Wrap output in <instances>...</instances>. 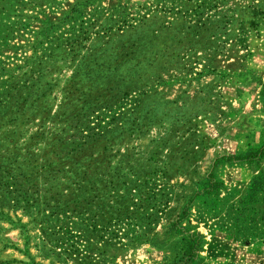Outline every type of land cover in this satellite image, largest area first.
<instances>
[{
    "label": "rangeland",
    "instance_id": "374dc122",
    "mask_svg": "<svg viewBox=\"0 0 264 264\" xmlns=\"http://www.w3.org/2000/svg\"><path fill=\"white\" fill-rule=\"evenodd\" d=\"M244 242L264 264V0H0V264Z\"/></svg>",
    "mask_w": 264,
    "mask_h": 264
},
{
    "label": "crops",
    "instance_id": "0c3cea01",
    "mask_svg": "<svg viewBox=\"0 0 264 264\" xmlns=\"http://www.w3.org/2000/svg\"><path fill=\"white\" fill-rule=\"evenodd\" d=\"M175 50V49H174ZM174 54H178L174 51ZM225 247H228L229 244L224 245ZM259 245L244 242L241 245H236L237 251H230L229 248H225L224 251H221L220 255H211L210 252H204L203 255L202 251L197 250L196 256V264H262L261 259L263 258L260 254V251H256L254 255H250V249L251 247L260 249L258 247ZM231 249V248H230ZM248 249V250H247ZM234 250V249H233ZM252 260V261H251ZM251 261V262H250ZM254 262V263H253Z\"/></svg>",
    "mask_w": 264,
    "mask_h": 264
}]
</instances>
